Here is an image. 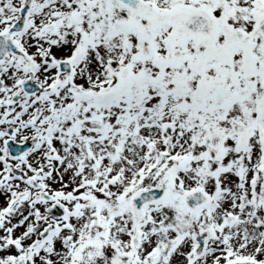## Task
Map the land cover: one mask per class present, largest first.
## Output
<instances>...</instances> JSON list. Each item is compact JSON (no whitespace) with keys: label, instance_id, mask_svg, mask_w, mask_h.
Segmentation results:
<instances>
[{"label":"snow or ice","instance_id":"snow-or-ice-1","mask_svg":"<svg viewBox=\"0 0 264 264\" xmlns=\"http://www.w3.org/2000/svg\"><path fill=\"white\" fill-rule=\"evenodd\" d=\"M0 264H264V0H0Z\"/></svg>","mask_w":264,"mask_h":264}]
</instances>
